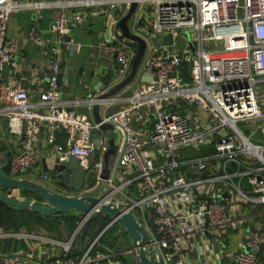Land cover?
Segmentation results:
<instances>
[{
  "label": "built area",
  "instance_id": "built-area-1",
  "mask_svg": "<svg viewBox=\"0 0 264 264\" xmlns=\"http://www.w3.org/2000/svg\"><path fill=\"white\" fill-rule=\"evenodd\" d=\"M135 1L139 10L148 6L152 12L146 22L138 19L139 31L132 32L146 43L138 71L140 84L133 90L136 77L118 95L133 90L124 106L102 117L103 123L112 125L120 135V156L106 182L111 189L108 196L121 194L139 214L163 264H191L187 250H196L201 256L217 252L213 239L219 240L224 231L237 230L240 224L229 216L216 184L229 188L236 202L264 205V144H254L239 129L240 124L255 123L264 131V0H83L80 4L94 9L91 16L108 18L117 8L122 18ZM25 6L19 0H0V119H6L9 133L22 146L11 162L10 176L21 178L38 166L36 145L44 126L59 161L77 159L87 172H94V188H98L104 182L103 161L93 159L107 147L102 138L98 149L93 133L101 131L102 124L68 110L61 102L59 62H51L48 90H36L42 105L48 107L45 113L36 109L20 86L1 82L7 66H16L8 26L13 13ZM82 20L81 15L59 17L54 25L56 46L64 44L66 26ZM185 30L194 34L195 55L189 46L183 53L178 49L177 41ZM160 34L170 35L172 45L156 46ZM30 38L40 43L35 30ZM104 50L116 61V81L122 82L130 74L137 51L125 44L105 45ZM146 74L150 81L142 82ZM95 98L86 101L90 111ZM183 105L202 110L208 122L202 123L194 115L192 125V114L186 113ZM58 131L67 134L64 145L56 144ZM211 145L212 153L200 158L179 162L175 155L181 149L201 151ZM218 163L221 173L215 169ZM190 167L196 168L192 180L185 171ZM209 172V176L200 177ZM243 181L249 191H244ZM147 213L152 217L150 223ZM12 239L53 243L48 238L0 229V264H124L119 254L95 248L98 240L80 257L69 256L73 238L53 243L63 255L42 260L34 255L37 248L24 252L12 243L6 253V243ZM244 248L234 255L238 264H261L264 235L251 232Z\"/></svg>",
  "mask_w": 264,
  "mask_h": 264
},
{
  "label": "crops",
  "instance_id": "crops-1",
  "mask_svg": "<svg viewBox=\"0 0 264 264\" xmlns=\"http://www.w3.org/2000/svg\"><path fill=\"white\" fill-rule=\"evenodd\" d=\"M19 1L26 6L13 13L7 30V37L13 44V54L15 56L16 66H7L2 75L1 82L4 85H11L14 87L20 86L21 89L27 92L30 102L35 105L36 109L41 113H45L48 110V107L42 105L39 94L36 90L38 88L48 90L51 62L58 61L60 67V73L58 76L60 90L59 98L61 102L67 106L68 110L74 111L78 114H86L94 120L92 111L89 110V107L86 104V101L94 94V79L96 77H104L106 80L110 81L113 79L117 80V63L113 57L104 50L105 45H115L121 42V38H119L115 30V25L109 21L111 15L108 18L104 16H91V12L94 9L91 7H82L80 1L83 0ZM141 12L143 11L137 8L134 15V22L130 25L131 32L136 31L137 28L139 29L140 23L138 19L142 17ZM75 15H81L83 20L79 23L72 22L68 24L66 26L64 44L60 47L56 46V34L54 32L55 21L61 16L73 17ZM120 19L121 18L116 14L115 20L113 21H118ZM32 30L36 31L40 43L35 42L30 38ZM117 83L118 82L113 85H116ZM129 95L130 94L127 92L122 96H116L113 101L111 100L113 102H111L112 104L102 106V117H108L119 111L124 106V102L126 101L125 98ZM183 106L186 113H194L196 118L202 123L208 120L207 115L202 110L196 108L193 109L186 105ZM200 113L204 116L202 117ZM1 119L7 124L6 119ZM261 127V124L256 128L254 127L256 129L255 131L258 129L263 131V128ZM98 133L100 137L106 140L107 147L108 140L112 136V133L104 130L98 131ZM0 134V166L2 167L5 165L7 159H10L12 162L14 156L21 151L22 146L19 140L11 135L9 130L5 129V126L3 127L2 123H0ZM55 138L56 144L64 145L67 141V134L64 131H58L55 134ZM258 144H264L260 138L258 139ZM119 150L114 159V166L120 156ZM212 150L213 145H211V147L202 148L201 151L194 150L197 153L195 159L212 153ZM105 153L106 151L103 154L97 152L94 156L93 162L98 161L101 158L103 161ZM36 155L39 163L38 166L33 169H37V171L32 178L28 177V179L36 181L38 179V181H41L47 187L57 192H63L61 187L57 184V179L53 178L55 175L53 172L55 151L54 147L49 145L47 141V128L44 126L41 129L39 140L36 145ZM177 159L181 162L180 157ZM219 167L220 164L218 163L215 169L220 171L221 169ZM233 171L234 169L231 167L229 173L232 174ZM209 175L210 172L202 174L200 177L203 178ZM34 176L36 179L33 178ZM46 176L48 177L47 180L44 179ZM186 177L187 179L192 180L196 178V175H194V173H187ZM234 182H238V179H234ZM242 185L244 191H249L248 185L245 181L242 182ZM98 188H94V185L86 186L81 193L83 195H88ZM216 188L221 191L218 192V195L223 198L229 216L237 218L240 224L237 230L229 229L224 231L222 238L219 240L213 239L210 236L211 239L216 241L217 252L201 256L196 250H187L186 258L191 264H238L235 261L234 255L245 249V238L251 232H259L264 235V205L236 202L234 195L229 191L230 189L226 188L222 183L216 184ZM147 214L150 215L149 213ZM87 223L82 225V227H80L81 224H79L78 227L75 226L76 229L74 232L69 234L67 226L63 225V221H60L59 226L61 224L62 227H59L60 234L58 236L53 237L44 232H39V236L41 238L46 237L52 240L55 244L65 243L73 238L74 241L72 247H75L78 251L79 245L77 244V247L75 246L78 233L76 234V237L75 232L79 227L80 229L78 232L82 229V231L86 230L84 228ZM62 229H64V232ZM89 234L90 237L87 236ZM98 237L93 239L94 236L91 230L84 231L81 240V250L78 251L80 255L76 257L82 256ZM197 238L198 241L201 242L202 239L199 235H197ZM53 243L46 244L41 239L36 240L34 243L27 242L26 249H23L22 251L28 252L31 248H34V250L37 248L34 255H37L42 260L47 258H59L63 255L62 250L59 245H54ZM221 250L223 251L222 254L219 252ZM77 251H73L72 248L70 255L72 252ZM133 253L134 252L130 250L126 254ZM121 256H123V253L119 254V258ZM260 262L261 264H264V253L260 256Z\"/></svg>",
  "mask_w": 264,
  "mask_h": 264
},
{
  "label": "water",
  "instance_id": "water-1",
  "mask_svg": "<svg viewBox=\"0 0 264 264\" xmlns=\"http://www.w3.org/2000/svg\"><path fill=\"white\" fill-rule=\"evenodd\" d=\"M138 8V3L132 2L131 6L115 25V30L119 38L136 42L138 50L133 61L130 74L120 83L116 79L106 80L104 77L94 79V94L96 101L92 107L93 118L96 123H101V129L112 133L107 143V150L103 158L102 180L106 183L114 169V159L120 146V135L116 129L107 123H103L101 107L108 101L118 96L128 85L133 83L138 75L140 65L144 59L146 51L145 41L134 35L130 29V23L134 18ZM119 9L115 8L111 13V21L115 20ZM110 28V27H109ZM172 37L158 35L154 44L156 46H171ZM142 82H149L150 75L146 74ZM104 91V92H102ZM191 123L194 125V114L191 115ZM53 172L57 184L63 192H57L41 181L28 179L25 177L13 178L7 175L0 166V188L9 189L7 193L0 191V202L16 211H30L41 216H75L83 222L90 215L102 214L110 219L109 225L99 235L97 240L109 230L113 225H118L132 242V251L135 253L136 264H163L162 259L157 254L152 237L146 228L139 214L124 200L114 198L106 191L100 196L83 195L81 192L86 186L94 185V172H87L77 159L68 162H60L55 156ZM13 190L25 192L28 196L23 199L11 197ZM151 218H149V223ZM80 227L76 230L78 233ZM22 255V252L18 253Z\"/></svg>",
  "mask_w": 264,
  "mask_h": 264
},
{
  "label": "rangeland",
  "instance_id": "rangeland-1",
  "mask_svg": "<svg viewBox=\"0 0 264 264\" xmlns=\"http://www.w3.org/2000/svg\"><path fill=\"white\" fill-rule=\"evenodd\" d=\"M151 12H152V8H150V7L148 8V6L145 8V10L143 12H141V15H142L141 18H142V20L144 22H146L145 18H149V19L151 18ZM133 22H134V18L132 19L130 25ZM111 23L116 25L117 21H111ZM136 31L138 32L139 29L137 28ZM180 34L181 35H180V37H179V39L177 41L178 42V46H179L178 49H179L180 53H183L186 50V48H188V46H189L190 50L195 55L196 52H197V47H196V44L194 42V34H193V32L190 31V30H185V31H182ZM120 41L121 42H119L117 44H125L128 47L133 48L135 51L138 50V45H137L136 42L129 41V40H126V39H123V38H121ZM139 84H140V77L138 75L137 79H136V81H135V83L133 85V90L137 89ZM133 90L130 91L129 94H132ZM200 115L202 117L204 116L202 113H200ZM207 122H208V120L206 122H204V123H207ZM0 123L3 124V127L5 126V129H8L7 126H6L7 124H5L2 119H0ZM254 127L255 128L257 127L255 123H245V124H240L239 125V129L243 132V134L246 137H249L250 140L254 144H258V139L259 138L264 143L263 131H261L259 129L257 131H255L256 129ZM0 137H1V134H0ZM93 141L95 143V146L98 149H100L102 137H100V135H99V133L97 131H95L93 133ZM175 155H176L177 158L180 157L181 161L191 160V159H195V157H197V153L194 151V149H191V148L178 150V151H176ZM36 171H37V169L36 170L35 169H29L23 175V177H25V178L31 177L32 178V176L36 174ZM185 171L187 173H194L196 171V168L190 167V168H187ZM31 172H32V174H31ZM33 178L36 179L35 176ZM109 190H111V189H110V187H109V185L107 183H101L100 187L97 190H95L93 193H90L88 195H90V196H100V195L105 194V192L109 191ZM120 195L117 196L118 199H121ZM94 215H97V214H94ZM91 218L92 217H90V219ZM81 221H82V219H80L78 222H76L75 226L78 227L79 224L81 223ZM84 229H86V230H84L85 232L88 230L87 229V225H86V227ZM82 230L80 232H78V234H77L78 237H77V235H76L77 238L75 237L76 238V245L75 246L77 247V244L79 245L78 251L81 250V242H82L81 240H82V237L84 235V231H82ZM62 231L64 232V229H62ZM21 232H23L25 234H28L30 236H33V235L39 236L40 235L39 231L35 232V233H32V234L29 233L27 228H24ZM10 233H13V232H10ZM14 234H16V233H14ZM87 236L90 237V234L87 235ZM44 238H46V237H44ZM11 242H12V246L16 247L19 251L23 250V249H26L27 242L30 243L28 240H25V239H12ZM49 246L52 247L51 245H49ZM72 248H73V251H77L75 247H72ZM99 248L104 253H109V252L117 253V254H122L123 253V256L120 257V260L124 264H136L135 253L126 254L127 252H129L130 250L133 249L132 248V242L128 238L127 234L124 231H122V229L118 225H113L109 229V231L104 235V237L101 239V241L99 243ZM78 255H80L79 252H78Z\"/></svg>",
  "mask_w": 264,
  "mask_h": 264
},
{
  "label": "trees",
  "instance_id": "trees-1",
  "mask_svg": "<svg viewBox=\"0 0 264 264\" xmlns=\"http://www.w3.org/2000/svg\"><path fill=\"white\" fill-rule=\"evenodd\" d=\"M1 156V154H0ZM6 160V159H4ZM9 161V162H7ZM7 163L2 166L3 171L10 175V159H7ZM4 162V161H3ZM54 178V176H53ZM9 189L1 187L0 191L7 193ZM24 194V195H23ZM28 195L25 192L20 190H13L11 197L15 199H23ZM147 219L152 218L150 215L147 214ZM80 218L75 216H63V217H55V216H41L38 214H34L30 211H16L12 208L5 206L2 202H0V229L6 232H13V233H21L24 228H27L29 233L35 232H44L49 234L50 236H58L60 233L59 230V223L63 221L64 224L67 226V231L69 234L73 233L75 230V223L78 222ZM110 219L103 216L102 214L93 215L92 218L88 221L87 229L93 232V236L95 239L98 237L103 230L109 225ZM89 224V225H88ZM96 225V226H95ZM109 230H107L108 232ZM105 232L99 241L97 242L95 248H99V243L104 235L107 233ZM11 240L6 243V253L10 252V245ZM70 257L78 256V252H72Z\"/></svg>",
  "mask_w": 264,
  "mask_h": 264
}]
</instances>
